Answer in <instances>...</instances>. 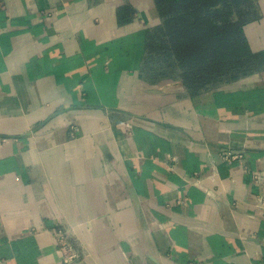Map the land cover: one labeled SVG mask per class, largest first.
Segmentation results:
<instances>
[{
	"label": "crops",
	"instance_id": "0c3cea01",
	"mask_svg": "<svg viewBox=\"0 0 264 264\" xmlns=\"http://www.w3.org/2000/svg\"><path fill=\"white\" fill-rule=\"evenodd\" d=\"M162 22L154 0H0V264H61L60 228L82 264H264V69L193 92L149 61Z\"/></svg>",
	"mask_w": 264,
	"mask_h": 264
},
{
	"label": "trees",
	"instance_id": "16d2710c",
	"mask_svg": "<svg viewBox=\"0 0 264 264\" xmlns=\"http://www.w3.org/2000/svg\"><path fill=\"white\" fill-rule=\"evenodd\" d=\"M163 19L149 43L153 60L179 69L193 92L264 69L245 27L258 19V0H154ZM157 55V56H156Z\"/></svg>",
	"mask_w": 264,
	"mask_h": 264
},
{
	"label": "built area",
	"instance_id": "2783aa9c",
	"mask_svg": "<svg viewBox=\"0 0 264 264\" xmlns=\"http://www.w3.org/2000/svg\"><path fill=\"white\" fill-rule=\"evenodd\" d=\"M224 160L232 162L243 159L240 153H225ZM56 252L61 258V264H82L84 256L83 247L76 236L66 228H60L56 232Z\"/></svg>",
	"mask_w": 264,
	"mask_h": 264
},
{
	"label": "rangeland",
	"instance_id": "374dc122",
	"mask_svg": "<svg viewBox=\"0 0 264 264\" xmlns=\"http://www.w3.org/2000/svg\"><path fill=\"white\" fill-rule=\"evenodd\" d=\"M155 53H156V52H155ZM155 53H153V55L151 54V52L149 53V54H150V55H149V56H150V57H149V61H150V59H151V61L153 60V58H154L153 56H155V55H154ZM156 56H157V55H156ZM157 58H158V57H155V59H154L153 61H156ZM156 62H158V61H156ZM224 82H226V81H224ZM222 83H223V82H222ZM222 83H221V81H220V82L217 83V84L219 85V84H222ZM217 84H216V85H217Z\"/></svg>",
	"mask_w": 264,
	"mask_h": 264
}]
</instances>
